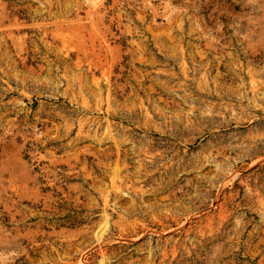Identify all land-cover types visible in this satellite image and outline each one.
<instances>
[{"label":"rangeland","instance_id":"1","mask_svg":"<svg viewBox=\"0 0 264 264\" xmlns=\"http://www.w3.org/2000/svg\"><path fill=\"white\" fill-rule=\"evenodd\" d=\"M0 264H264V0H0Z\"/></svg>","mask_w":264,"mask_h":264}]
</instances>
